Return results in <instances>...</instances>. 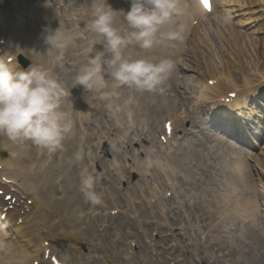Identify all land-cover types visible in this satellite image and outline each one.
<instances>
[{"label":"bare ground","instance_id":"6f19581e","mask_svg":"<svg viewBox=\"0 0 264 264\" xmlns=\"http://www.w3.org/2000/svg\"><path fill=\"white\" fill-rule=\"evenodd\" d=\"M45 1L46 4L41 7L40 5H30L29 0H15L14 2L19 4V8L13 7L14 13L9 17L5 13L9 3L6 0L5 7L0 8V41L4 42L0 45L2 52L0 58L15 56L13 63L18 67L16 59L18 55H22L23 58L30 60L31 65H40L53 71L60 82H63V85L69 81L70 88L68 96L63 101V109L69 113L74 110V113H70L72 120L74 116V119L83 125L86 124V99L82 92L86 89L82 85L74 86L76 78L74 74H78L81 66L86 64L88 55L83 47L86 46V38L80 33L74 32V29L78 31L81 27L80 31H82V28L85 27L81 21L86 12V0H78L80 6V9L77 8L78 10L68 4L61 9H51L50 5H54L56 0ZM57 1L62 2V0ZM89 1L92 2V0ZM118 2L119 0H107L112 8L116 7ZM181 2L184 12L181 19L186 27L189 20L192 23L197 20L198 13L206 14L200 6L195 5L193 0H191V6L188 4V0H181ZM244 3L247 4L249 1ZM223 5L224 8L228 3L223 2ZM240 6L234 11H222V13L228 12V15L231 12L240 13V16L245 17L248 13H252L250 10H244L243 4ZM88 11L91 15V3ZM257 19L258 17L253 19L249 16L242 23L239 21L224 23L222 20H218V17L215 18L219 22L217 26L220 27L223 23L227 28L228 35L234 36V39L237 38L236 46L246 40L245 37L240 36L239 26ZM43 22L47 26L40 29ZM201 27L202 25L193 30L194 37ZM59 28L62 32L71 33L76 37L65 51L62 67L55 61L57 51L50 49V45L46 43L47 35ZM218 32L220 36H224L223 32L220 30ZM195 40L194 43L199 46L201 39L196 38ZM179 41L175 45L176 48H170L173 44L168 42L163 48L161 46L148 50L139 48L142 51L140 54L146 57H152L150 54H154L158 55L160 59H177L180 73L175 65L174 71L162 90L148 92L135 89L133 95L130 96L131 90L134 88L126 87L120 92V85H116L114 80L107 77L105 84L96 88L99 90L96 93L99 108L96 102L89 104V107L93 104L89 111H97V113L101 111L107 115L109 103L118 106L119 101L131 102L130 108L137 118H142L148 124L152 135L155 136L154 130L161 126V119L166 118L163 122L164 129L167 122L172 125L176 123V126L173 127V134L177 130H181L183 136H181L178 149L173 154L172 151H169L168 157L173 158L179 170L152 168L151 159L156 157L161 150L155 148L152 153L151 148L142 146L141 152H144L149 158L148 165L137 171L143 177V185L137 183L131 187V191L124 194L119 191L120 189L115 190L114 187L102 190L103 203L98 205V208L101 209L102 205L113 202L116 209L126 205L132 210L129 216L131 219L136 218V223L139 226L145 225L148 229V226L153 224L161 227L159 228L160 233L161 230L167 228L166 232L169 233L166 237L177 243L173 251L177 249L185 252L193 262L196 256L203 255V259L210 258L214 264H241V261L237 260L239 251L234 247L233 242H240L246 238L248 225L253 222L255 210H259V205L264 208V174H262L264 170L260 172L258 168L252 167L255 170L253 176L257 178L254 180L259 187L257 184L249 183L248 176L250 174L246 173L243 153L236 149L230 140L216 138L211 133L215 131L221 135L224 132L228 134V128L232 123L234 130H238L234 133V137H248V140L251 139L257 144L262 131H264V112H261L262 108H257L258 105H262V103H257L259 100L257 95L260 98L264 96L260 93L264 91V81H262L264 80V70L260 72L261 79L255 81L243 76L244 73L248 74V66H245L248 62L243 63L239 60L234 61L232 65L223 61L227 70L214 74L212 72L213 60L210 57L209 59L204 57L200 63L194 53V56H191L193 62L187 60L191 57L189 54L186 55L185 49L181 47L184 42ZM208 43L210 42L203 45L205 49L210 46L207 45ZM226 43L228 44V42ZM249 46L252 49L263 48L264 51V45L260 47L261 45L254 44L252 40H250ZM221 50L220 59L227 56L230 51H227V55H225V49ZM135 51L138 50L135 49ZM135 51H131V53ZM229 58L235 60L231 54H229ZM180 65L183 66V69H187L183 77L180 76L184 72L181 71ZM192 72L198 73V76L190 75ZM224 72L228 75H223ZM206 76L211 78L207 79ZM238 76L243 78L245 87L249 89L248 93H241L242 85L237 82ZM211 80L214 82L213 86L209 85ZM229 88L232 90H228ZM108 90L111 93L106 95ZM70 92L72 95L77 94V106L72 100ZM231 92H237L239 96L236 102L226 106L222 99L227 98L225 94ZM192 94L196 95V100L185 109L189 100L187 97ZM245 94L248 95L245 96ZM206 103L209 106L200 107ZM79 105L83 109H78ZM205 110L210 116V134L203 132L207 130L202 121L203 116L201 117ZM245 114L250 116L246 117ZM251 116L254 119H251ZM186 122L191 123L195 131H192V128L191 130L185 129ZM134 131V135H130L129 143L140 141L144 144L148 137L143 133L140 134L137 128H134ZM75 132L76 130L73 129V132L63 142L62 148L55 152H49L31 144V142L24 144L13 142L6 136L0 135V178L11 181V184H8L9 182L0 183V189L8 191L5 197L12 196V201L4 203L5 207L13 208L12 211L9 209L6 211L9 228L5 229L4 223L0 222V264H34L39 260L42 251L43 254H46L50 250L49 246H45V243L51 238L53 239L54 236L51 234L55 233L58 228H72L74 230L71 235L73 240L84 239L85 228H81V226L85 223L84 219L86 218V199L80 190V173L82 169H86L89 160L86 159V154L81 147L77 150V146L81 142ZM197 132L211 144L206 156L202 155V151L198 149ZM150 137L152 136L150 135ZM166 139L168 142L171 140L170 137ZM234 139L232 138V140ZM152 143L159 147V144L154 143V140ZM256 148L259 150L258 154L247 153V158L250 157L257 167H264V147L257 144ZM58 154L62 155V158L56 160ZM196 157L210 162L208 168L213 170L211 177H209L210 172L207 174L208 170H204L203 166L194 160ZM133 169L136 168L133 167ZM161 178L172 181L173 185L170 183L167 185L172 191L171 198L160 194L164 192V189L156 184ZM239 187L243 190L238 189ZM96 188L97 186H95V190ZM169 189L165 194L170 192ZM249 194L252 198H245ZM232 195H236V199H232ZM29 201H32L30 207L28 206ZM171 201H174L173 204H170ZM162 206H165L166 211L161 210ZM154 209L158 210L157 215L152 211ZM147 210L151 212L144 217L143 212ZM96 211L91 212L88 218L92 220H94L92 216L97 218L94 215ZM125 223L129 222L126 220ZM177 225H180V228L176 227ZM261 225L264 228L263 222ZM128 235L133 236L131 233ZM124 242L125 240L122 238L118 244ZM31 245H34L33 250ZM168 251L164 250L166 253ZM174 254L175 252H173ZM203 259L202 261H204ZM44 261L41 258V264H44ZM173 261L175 264L183 263L177 259ZM160 264H164V262Z\"/></svg>","mask_w":264,"mask_h":264},{"label":"rangeland","instance_id":"374dc122","mask_svg":"<svg viewBox=\"0 0 264 264\" xmlns=\"http://www.w3.org/2000/svg\"><path fill=\"white\" fill-rule=\"evenodd\" d=\"M1 4H3L4 0H0ZM45 0H36V2H39L40 6L43 7V4ZM122 1V0H121ZM249 1V3L245 4L244 2ZM69 3L70 5H73L74 9L78 10L80 9L78 0H63V2H58L55 6L60 7L61 5H65L66 3ZM223 2H227L228 5L224 8L222 7ZM90 3H92L89 0H86V17L84 18V25L86 26V42H102L103 38L100 36H96L95 33H92L88 31L87 25L90 23L92 16L89 14L88 8L90 6ZM131 2H128L125 0V2L120 3L119 7H116L121 11L122 9H125L126 6H128ZM240 4H243L244 10H250L252 13H248L250 17L257 18V20H253L251 23L242 24L240 27L241 31V37H245L246 40H243L245 42H240L236 46V40L237 38L232 35H228L227 28L222 25L219 27L217 26L219 22L218 20H222V17L227 14L228 12L222 13V11H234L238 9ZM221 5V6H220ZM224 6V5H223ZM78 8V9H77ZM12 7L10 5H7L5 11H11ZM125 12L124 10H122ZM256 11V12H255ZM120 13V18L118 21H116L117 25H124L126 22L123 19V16ZM228 15V14H227ZM248 15L240 16V13H234L231 12L230 17L231 22L235 23L237 21L241 22L244 21V19H248ZM122 16V17H121ZM218 17V20H215V18ZM182 17L179 18L180 21ZM202 23L196 24L195 26H190V23L187 24L186 31L183 34L184 41L182 39V42H184L181 47L185 49L186 55H190V57L194 56L195 53L198 57L197 60L202 63V60L204 57L211 60L212 62V72L215 74L216 72H222L226 69V65L223 63V61H227L230 64L233 65L234 61H242L243 63H246L245 66H248V74L242 73L243 76H247L248 78L252 80H259L260 78V72L264 70V51L263 48L258 49H252L249 46L250 40L253 41L254 44L263 47L264 43V0H216V11L213 15H210L206 17V20H200ZM208 24V25H207ZM199 31L196 33L195 37L192 35L191 30L196 29L197 27L201 26ZM43 26H47L45 22L41 24L40 29ZM44 29V28H43ZM239 29V28H238ZM218 30L223 32L224 36H220ZM75 31V29H74ZM257 31V32H254ZM187 34V36H185ZM255 34V35H254ZM200 38L201 43L199 46H197L194 42H196L195 39ZM206 38V39H205ZM249 41V42H248ZM180 42L177 41H170L168 43H172V47L170 48H176V44ZM193 42V43H192ZM206 42H210L207 45H210L207 49L203 47V45H206ZM228 42V44L226 43ZM246 44V45H244ZM90 45L89 43H86V51L89 49ZM163 48V46H161ZM222 48L225 49V55H227V51H229V54L233 56L232 58H229V54L223 58L220 59V53L222 52ZM138 50L137 52L135 51ZM132 51H135V53H131L133 56H137L140 52H142L139 47L138 48H132ZM263 51V52H262ZM138 57V56H137ZM157 59L159 56H156ZM191 58H188L187 60L193 62ZM237 59H236V58ZM89 57L86 58V63L88 62ZM175 61L176 67H178L177 59L173 58ZM241 64V63H240ZM208 68H210L209 65H207ZM231 66V65H230ZM247 68V67H246ZM227 70V69H226ZM239 71V69H236ZM181 71L183 72V75H180L181 77L184 76V73L187 72V69H183V66L181 67ZM210 71V69H208ZM257 71V72H256ZM234 73V72H233ZM194 74L193 72L190 73V75ZM237 75L236 73H234ZM189 75V72H188ZM195 76H198V73L194 74ZM223 75H228L226 72L223 73ZM74 76L76 77L77 74L75 73ZM206 78H211L206 76ZM237 82L242 85L241 93H248L249 89L246 88L243 83V78L238 76ZM107 80V77L105 78V81ZM264 81V80H262ZM63 83V82H62ZM68 83V84H67ZM64 85L66 88H70L69 81ZM213 81L210 82V85ZM127 86L120 87L121 92L123 89H125ZM182 92V90H180ZM135 92V89L131 90V95ZM84 98L86 99V130H84L77 126L75 122V130L76 133H78L79 138L82 141L81 147L84 149L86 154V159H88V163L86 164V169H88L90 172H92L94 175L98 177L97 180V186H101L102 188H108V187H114L119 188L122 190V192L130 191L131 185H135L137 183H140V185H143L144 180L140 177V175L136 172H130V170L127 169V172H130L126 177V182L124 181L121 183V177H124L121 172H117L115 175L111 172L109 169V163L117 164L121 169L126 168L125 161L128 164L129 167H133V160L127 159V154H125L126 151L131 150L129 155H134L137 160V166L136 168L138 170L141 169V165L145 166L146 162L148 160V157L144 154L136 155L139 150H141V145L137 143H133L132 146H129L130 143L126 142L125 139L129 137L130 135H133V128H137L139 133H144L145 135H148L145 133V129L147 128V123L142 119H138L137 115L133 112V110L130 108V104L128 102L119 101L118 107L115 108L113 105H111V113L110 116L106 119L104 115L96 113L95 115L88 116V108L89 104L93 101H89L90 98H95V88L92 90H83ZM107 95H109L107 93ZM73 99L78 100L77 94L72 95ZM189 100L187 101V106L185 109L188 108V106H191V104L196 100V95L192 94L187 97ZM94 100V99H93ZM84 102V103H85ZM181 106V104H179ZM204 106V105H203ZM78 109H83L80 105L78 106ZM181 109V108H180ZM125 110V111H124ZM207 110H205L206 112ZM204 112V111H203ZM204 112V113H205ZM203 115V113H202ZM201 115V117H202ZM166 118L161 119V127L158 128L156 131L157 137L156 141L158 140V135L164 134V129L162 128V123ZM202 121L205 122L206 119L203 116ZM114 126V127H113ZM186 129H191V123H186L184 126ZM149 128V127H148ZM204 133L210 134L208 130H204ZM198 133V149L202 151V155H207L209 153V148L211 147V144L208 140L204 138L203 135ZM213 134V133H211ZM216 134V135H215ZM213 134L214 137L219 139H224L226 141L227 137L220 135L218 132ZM182 134H180L179 137H181ZM179 140L177 138L176 142ZM228 140V139H227ZM123 144L125 146L124 149L119 145ZM180 143V142H179ZM232 143V142H231ZM236 149H238L240 152L243 153V159L244 163L246 165V173H249L248 176V182L254 183L255 185L257 182L254 179L255 178L254 172L255 170L252 167L258 168V171L263 172L264 167L262 166H256L254 161L249 157L247 158V153H251L252 155H257L259 150L255 147L253 148H244L241 147L239 144H236L235 142L232 143ZM260 147H264V141L259 143ZM84 146V147H83ZM106 148H108L106 151ZM170 149H173V146L161 150L156 157L152 158L151 167L154 169H165V170H176L178 171V165L173 160V158L168 157V153ZM137 150V152H136ZM128 155V157H129ZM60 155L57 157L59 158ZM195 161H198L199 164H201L204 168V170H208L207 174L211 175L213 174V170L209 169V163L206 159H201L199 157L194 158ZM196 163V162H195ZM259 173V172H258ZM264 174V173H262ZM203 179L205 177H202ZM142 181V182H140ZM213 181V180H212ZM172 182V181H171ZM131 183V185H130ZM169 183L168 179H162L157 182V186L162 187L164 189V192H161L160 194L163 196L165 195V192L168 190L166 188V184ZM177 183V181H176ZM259 187V185L257 184ZM238 189L243 190L241 187ZM97 191V190H96ZM101 190L97 191L98 193ZM242 195V192H241ZM245 198H252L251 194L246 195ZM232 199H236V195H232ZM174 201H171L170 204H173ZM30 205V204H29ZM92 205L86 201V212H91ZM116 206L113 203H106L104 207H102V210L99 212L106 213L107 216H101L97 219H89L86 217V222L81 226V228H85V236L83 240H73L71 235L73 234L72 228H67L63 230L65 234H60L62 231H55V237L53 238L54 243V251L56 254H58L62 259H64L68 264H104L105 262L107 264H160L161 262H164V264H175L173 260L177 259L183 263L181 264H203V263H210L214 264L213 261L209 259H203L202 256H196L195 261L193 262L191 259L188 258V255L185 254V252L174 249L177 246L176 242H173L170 238L166 237V235L169 232H166L165 230H160L153 224H150L148 226V229H146L145 225L139 226L136 223V218L131 219L130 211L128 208L125 207V212L128 214V216H123L122 214H115ZM162 211H166L165 206L161 207ZM103 211V212H102ZM157 215V209L152 210ZM151 211L147 210L143 212V216L146 217ZM89 213V212H88ZM79 216V215H77ZM264 208L260 207L259 210H255L253 222H250V225H248V232L246 233V238L244 240H241L240 242H233V245L235 248L238 249L239 254L237 256V260L241 261V264H264V228L261 223H264ZM128 221L129 223H125V221ZM143 220V219H142ZM145 223V222H144ZM163 223V222H161ZM159 223V224H161ZM133 224V225H131ZM166 225V223H164ZM176 227L180 228V225H177ZM79 229V227L77 226ZM256 228V229H255ZM132 231L134 232V236L130 237L127 233ZM124 239L125 242L118 244L121 239ZM153 242V247L150 246L149 243ZM136 242L138 245L133 246L131 245V242ZM156 244V246H155ZM154 249V251H153ZM169 250L167 253L164 252V250ZM173 252L175 254L173 255ZM212 252H215V250H212ZM220 252V251H219ZM106 258V259H105ZM134 258V260H132ZM202 259L204 261H202ZM188 261V263H187ZM47 264H50L47 261Z\"/></svg>","mask_w":264,"mask_h":264},{"label":"clouds","instance_id":"9594fccd","mask_svg":"<svg viewBox=\"0 0 264 264\" xmlns=\"http://www.w3.org/2000/svg\"><path fill=\"white\" fill-rule=\"evenodd\" d=\"M91 8L87 29L103 40L91 43L88 62L81 66L74 86L92 90L104 85L109 77L118 85L138 91L162 90L175 61L133 56L129 49L148 50L182 40L186 25L179 20L184 15L181 0H131L126 13L113 10L107 0H92ZM117 13L123 14L124 25H117ZM222 21L228 23L230 16L225 14ZM75 38L60 28L46 37L50 49L57 51L55 61L61 67L65 51ZM97 43L103 45L102 50H95ZM67 96L65 86L48 68L30 65L20 69L6 56L0 58V135L20 144L31 142L49 152L61 149L74 129L70 113L63 109ZM97 180L88 169L81 170L80 190L92 206L103 203L102 195L95 190Z\"/></svg>","mask_w":264,"mask_h":264},{"label":"snow or ice","instance_id":"6c2138e0","mask_svg":"<svg viewBox=\"0 0 264 264\" xmlns=\"http://www.w3.org/2000/svg\"><path fill=\"white\" fill-rule=\"evenodd\" d=\"M201 2L207 10H211L210 0H201ZM166 127L168 128L169 132H171V123L166 125Z\"/></svg>","mask_w":264,"mask_h":264}]
</instances>
